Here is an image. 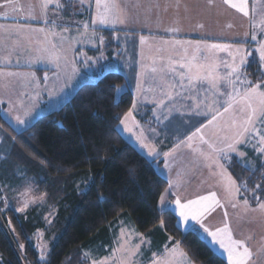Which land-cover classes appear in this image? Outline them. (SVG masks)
<instances>
[{
  "label": "crops",
  "instance_id": "0c3cea01",
  "mask_svg": "<svg viewBox=\"0 0 264 264\" xmlns=\"http://www.w3.org/2000/svg\"><path fill=\"white\" fill-rule=\"evenodd\" d=\"M63 4L81 10L78 16L85 21V28L76 32L83 46L70 49L64 41L69 29L63 27V35H57L61 28L50 22L53 12L63 16L61 6H57ZM247 4L248 16L225 0H100L99 8L96 0H0L1 116L16 132H22L60 109L83 84L95 83L107 73H120L125 78L121 94L131 92L133 101L128 111L132 116L124 123L126 134L119 133L153 162L158 175L167 181L164 203L159 202V208L172 211L181 230H193L182 221L175 201L187 203L213 192L222 201V195L229 194L231 175L226 164L219 163L216 152L217 160L208 161L202 152L185 151L186 138L191 134L175 138L174 133L181 130L173 129L171 123H207L219 112L223 115L216 120L237 123L231 135L235 137L247 113L241 112V103L224 112L227 94L234 95L233 89L243 93L258 84L262 86L259 90L264 89V81L253 83L246 72L254 61L264 73L259 52L264 45V0H247ZM98 13L106 14V23L99 22ZM102 31L111 32L106 40ZM89 35L92 41L85 40ZM210 45L224 46V50ZM237 49L240 55H235ZM230 52L239 66V72L232 76H228L233 64ZM241 55L245 57L242 65ZM182 63L189 65L191 72L181 68ZM210 72L212 77H227L233 84L219 79L213 87L211 78H203ZM197 74L201 79L189 83L188 77ZM120 125L121 121L117 129ZM186 128L190 129L185 124L182 131ZM190 132L186 130V134ZM247 134L253 138L258 133ZM141 141L159 155L149 156ZM165 152L170 153L167 158ZM159 157L161 165L156 162ZM174 246L178 247L167 241L160 250Z\"/></svg>",
  "mask_w": 264,
  "mask_h": 264
},
{
  "label": "trees",
  "instance_id": "16d2710c",
  "mask_svg": "<svg viewBox=\"0 0 264 264\" xmlns=\"http://www.w3.org/2000/svg\"><path fill=\"white\" fill-rule=\"evenodd\" d=\"M258 69L254 61L246 68L253 83L264 80ZM124 83L123 75L111 72L83 84L60 109L22 132L3 120L0 110V130L11 143L0 161V194L23 174L35 178L56 209L51 224L56 237L43 259L30 240L44 229L37 210L19 216L8 210V233L0 227V264H22L17 251L27 264H90L82 250L107 242L109 228L125 216L140 234L165 243L171 239L194 264H226L197 232L181 230L172 211L159 208L167 181L117 129L133 101L129 91L116 98ZM156 162L163 163L161 157ZM227 166L250 206L264 203V163L253 171L232 158Z\"/></svg>",
  "mask_w": 264,
  "mask_h": 264
},
{
  "label": "rangeland",
  "instance_id": "374dc122",
  "mask_svg": "<svg viewBox=\"0 0 264 264\" xmlns=\"http://www.w3.org/2000/svg\"><path fill=\"white\" fill-rule=\"evenodd\" d=\"M72 1L77 3L81 2V0ZM59 6H61L63 16L61 15L62 17L59 18L53 12L50 20L53 26L61 28L56 30L58 33L57 35H63V27H65L69 29L66 39H64L66 42L65 44L69 45L70 49L72 47L83 46L82 37L76 32L85 28V21L81 20L78 16L81 10L77 9L75 5L63 4V6ZM102 34L106 40L107 34ZM87 39L93 40L91 35L85 37V40ZM100 41L102 44L103 38L101 36ZM61 42L63 43V39ZM88 43L89 42L86 43L85 41V44ZM60 61L63 63V55L60 57ZM260 81L263 83L264 80ZM120 89L121 88L116 92L117 99L121 94ZM260 91H264V89ZM257 108H259V106ZM9 114L10 113L6 112L4 116L8 117ZM185 124L189 126L190 129L186 128L183 132L182 130ZM232 125L233 122L223 123L219 120L213 121L211 124H209V122L171 123L173 129L175 126L181 130L174 133L177 135L175 138L180 139L183 136L191 134L186 138L185 151L202 152L204 158L208 161H212V159L217 160V158H215L216 152L219 155V163L223 166L225 164L227 166L230 160L235 158L244 167L253 171L256 170L259 165L264 163V152L259 151L260 147H264L259 143L260 135L264 134V116L257 112L254 126L257 129L255 134H258L252 138L245 133L239 143H235V137H231L234 131H236ZM197 129H200V131L197 132ZM119 130L122 134H126L124 133V124H122V126L120 125L118 132ZM186 130H191V132L186 134ZM193 133L196 134L193 135ZM201 136L211 143L217 151L213 152L212 149L208 147V144L203 143L200 139ZM189 137H192L190 141L188 139ZM189 144H191V147L188 146ZM204 144L207 148H204ZM228 144H233L235 151L229 149ZM10 145L11 143L7 136L0 130V161H4L10 150ZM226 148H228L227 151H225ZM220 149H224V151L221 152ZM230 150L233 151V153L229 152ZM229 175L231 174L229 173ZM237 186L239 188L240 198L237 199L238 192L230 191L229 186V194L226 197L222 195V201H219L216 195V200L219 201L218 205L208 202L211 206L201 218L202 222L204 226L211 231L227 226L233 239L242 241L244 246L249 249L251 255L247 264H264V208H261V205H264V203H260L256 207H251L249 203L251 200L240 191L238 184ZM1 191L0 225L4 226V229H2L6 232L9 227L7 225L9 223V217H7L6 213L8 210L12 211L17 216L27 215L32 209L37 210V215L39 214L42 218L44 229L37 230L33 236L30 237V240L41 254L43 252V257L46 256L56 237L51 229V224L56 216V209L48 203L44 192L39 190L35 178L18 174L11 184L2 186ZM245 201H247V204H245ZM187 225L192 227L193 231L197 232L206 240L214 251L220 253L228 264L227 253L224 252L218 244L212 242V238L203 231L199 224L195 221H189ZM159 228L162 229V225H159ZM109 231L110 238L107 242H97L82 250L83 258L88 260L90 264L92 262L91 259L105 261V264H154V262L155 264H194L187 255L186 258L180 255L181 252H184L179 247L174 246L169 250L165 248V250L163 249V251H161L160 248L166 246L167 242H159L157 237L152 235L140 234L129 216L119 218L109 228ZM186 231L189 230H185V232ZM170 240L171 239L168 238V241ZM173 249H175V252H173ZM17 253L20 255L19 257L21 260V254L18 251Z\"/></svg>",
  "mask_w": 264,
  "mask_h": 264
},
{
  "label": "snow or ice",
  "instance_id": "6c2138e0",
  "mask_svg": "<svg viewBox=\"0 0 264 264\" xmlns=\"http://www.w3.org/2000/svg\"><path fill=\"white\" fill-rule=\"evenodd\" d=\"M97 7H100V0H96ZM226 4H229L231 7L235 8L238 12L243 13V15L248 16V4L247 0H238V2L233 3L232 0H225ZM59 6V5H57ZM107 7V6H106ZM98 20L101 24L107 22V17L106 14L103 13H98ZM253 39L256 37L253 36ZM143 42V41H142ZM212 49H220L224 50V46L221 45H210L209 46ZM260 59L264 61V45H261L260 49ZM229 55L233 56V64L230 66L231 67V72L228 73V76H232L233 74H236L239 72V66L235 63V55H240V50L237 49L236 54L234 55L233 53H229ZM239 63L242 65L245 63V57L243 55L240 56V61ZM181 68L187 67L189 69V72H191V67L186 64H181ZM184 77L181 76V79ZM204 79H209L211 78L213 87H216V81L219 79H225L227 80L228 84H233L232 80H228L227 77H212L211 72L209 73V76L203 77ZM239 79V76L236 77ZM189 83L193 79H201L200 75L197 74L195 76H189ZM243 82V81H242ZM261 85H256L251 88H245L243 93L233 89L234 95L229 93L227 94V100L226 104L227 107L224 108V112H229L233 108L234 103H241L243 107L241 108V112H246L247 114L245 115L244 119L242 122L239 124L238 131L235 134V143H239L241 138H243L245 133H250V132H256L257 129L255 128V121L257 117V112L264 116V91H260ZM119 89H117L118 91ZM221 95H224V93H221ZM239 97V99H237ZM256 102L259 105V108H257L253 102ZM135 107V105H133ZM223 115V113H217L216 115H213L212 120L209 121V124H211L213 121H215L218 116ZM132 116L131 112H128L124 119L121 120V123L124 124L125 121H127L130 117ZM19 120V118H17ZM20 123H24V121L19 120ZM233 127H236V122L233 121ZM200 129H197V132H199ZM196 133H193L195 135ZM189 141L192 139V137L188 138ZM201 141L203 143L208 144V147L212 149L213 152L217 151V149L209 143L207 140L204 139L203 136L200 137ZM259 143L260 145L264 146V134L260 135L259 138ZM142 147L148 148V155L149 156H158L159 153L155 151L154 148L150 147L147 144H144L141 141ZM191 147V144L188 145ZM229 149H232L235 151V148L233 144L228 145ZM221 152L224 151V149H220ZM260 152H264V147L259 148ZM165 158H167L170 153L165 152L163 154ZM167 166V164H166ZM228 181L230 184V191L234 192H239V188L236 187L235 181L231 179V177H228ZM160 202L163 205L164 203V197L161 196ZM214 204H219V201L216 200V194L212 193L208 196H201L199 199L196 200H190L187 203H181L179 199L175 201L176 209L179 211V216L181 217L182 221L187 224L189 221H195L197 224L200 225V227L203 229L205 233H207L208 236L212 238V242L214 244H218L221 249L224 250V252L227 253V258H228V264H247L248 259L250 258L251 253L249 252V249L244 246L242 241L235 240L232 237V234L227 226L224 228L217 229L215 231H211L209 228L205 227L203 222H202V217L204 213L208 210V208L211 206L210 203ZM245 204H247V201H245ZM261 208H264V205H261ZM23 247V246H21ZM242 249V250H241ZM173 252H175V249H173ZM181 256H185V253H180ZM41 258L43 259V252L41 254ZM92 264H105V261H92ZM155 264V262H154Z\"/></svg>",
  "mask_w": 264,
  "mask_h": 264
},
{
  "label": "built area",
  "instance_id": "2783aa9c",
  "mask_svg": "<svg viewBox=\"0 0 264 264\" xmlns=\"http://www.w3.org/2000/svg\"><path fill=\"white\" fill-rule=\"evenodd\" d=\"M0 202H2V197H0ZM19 256H20V255H19ZM20 261H21L22 264H27L23 258H21Z\"/></svg>",
  "mask_w": 264,
  "mask_h": 264
},
{
  "label": "water",
  "instance_id": "95a60500",
  "mask_svg": "<svg viewBox=\"0 0 264 264\" xmlns=\"http://www.w3.org/2000/svg\"><path fill=\"white\" fill-rule=\"evenodd\" d=\"M0 227L3 228L4 226L3 225L2 226L0 225ZM8 239H9V242L11 243V245H12L13 244L12 240L10 238H8Z\"/></svg>",
  "mask_w": 264,
  "mask_h": 264
},
{
  "label": "bare ground",
  "instance_id": "6f19581e",
  "mask_svg": "<svg viewBox=\"0 0 264 264\" xmlns=\"http://www.w3.org/2000/svg\"><path fill=\"white\" fill-rule=\"evenodd\" d=\"M12 246H14V244H12Z\"/></svg>",
  "mask_w": 264,
  "mask_h": 264
}]
</instances>
